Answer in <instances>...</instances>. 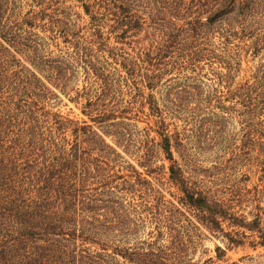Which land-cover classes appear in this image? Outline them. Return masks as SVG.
Masks as SVG:
<instances>
[{
	"label": "rangeland",
	"instance_id": "rangeland-1",
	"mask_svg": "<svg viewBox=\"0 0 264 264\" xmlns=\"http://www.w3.org/2000/svg\"><path fill=\"white\" fill-rule=\"evenodd\" d=\"M101 1L44 0L43 7H53L45 11L43 30L39 27L34 32L40 39L39 51L52 61L63 60L73 72L65 90L57 87L46 66L32 63L27 52L10 50L44 85V111L58 114L76 127H90L103 143H93L92 139L91 144L83 142L81 148L87 151L89 145L96 144L108 158L109 175L122 176L119 182L135 183L134 195L126 193L124 199L126 207L132 204L127 209L131 212L127 225L133 230L125 246L139 247L157 239L170 247L173 241L175 251L186 255L191 264H264V247L255 244L257 235L246 232L243 245L230 246L220 233H211L197 223L181 205V194L169 179L171 162L157 145L161 118L170 137L172 158L185 178L230 206L236 216L251 221L260 213L264 222V91L256 88L264 83V40L256 42L264 29L257 30L256 36L227 42L214 34L205 59L166 66L169 58L158 64L153 51L163 36L164 28L158 26L169 22L153 23L141 9L134 20L142 25L130 30L125 24L121 30H125L124 38H119L121 31L112 30L110 21L98 26L84 9L95 2L103 13L102 5H98ZM49 17L58 23L51 24ZM98 17L103 19L101 14ZM94 71L108 76L112 85L104 102L106 108L100 102L87 105L98 102L99 82ZM150 84H154L152 90L147 87ZM111 108L116 119L93 122ZM71 129L59 136H65L69 146L74 138ZM115 130L124 140L117 138ZM149 147L150 161L145 164ZM129 170L140 177L131 178ZM189 223L197 228L189 234L191 240L177 227L182 224L189 228ZM227 225L222 226L224 232L232 230ZM167 226L175 230L169 231ZM216 247L223 251L221 257H217Z\"/></svg>",
	"mask_w": 264,
	"mask_h": 264
},
{
	"label": "trees",
	"instance_id": "trees-1",
	"mask_svg": "<svg viewBox=\"0 0 264 264\" xmlns=\"http://www.w3.org/2000/svg\"><path fill=\"white\" fill-rule=\"evenodd\" d=\"M31 1L37 10L28 0H0V41L8 45L0 42V264H191L186 255L175 251L173 241L170 247L157 239L139 247L125 246L133 230L127 225L131 213L127 209L132 204L126 207L124 199L126 193L134 195L135 183L119 182L122 176L109 175L108 158L96 144L89 145L87 151L81 148L83 142L91 144L92 139L93 143H103L90 127H76L58 114L44 111V85L10 50L27 52L32 63L53 73L57 87L66 89L73 72L63 60L52 61L39 51L40 39L34 32L39 27L43 30L45 11L53 6L43 7L44 0ZM98 5H102L103 13L95 2L84 9L93 23L101 26L110 21L114 31H121L125 24L130 30L141 26L138 19L134 20L141 9L153 23L169 22L167 26L157 25L164 31L153 51L158 64L169 58L166 66L202 61L211 51L214 34L227 42L252 37L264 29V0H102ZM25 7L28 10L22 12ZM100 14L103 19H99ZM124 34L125 30L121 31L119 38ZM263 40L261 35L256 42ZM95 77L99 82L98 102L87 105L100 102L106 108L104 102L112 85L101 71ZM147 87L152 90L154 84ZM263 87L264 83L256 86L264 91ZM114 113L113 108L101 112L93 122L114 120ZM159 119L162 129L157 145L171 162L169 179L181 194V205L198 224L211 233H220L228 245H243L249 232L257 235L255 244L264 247L261 214L247 221L232 213L230 206L194 187L173 160L170 137ZM69 128L74 136L70 146L65 136L59 137ZM116 134L124 140L122 134ZM150 150L144 154L145 164L150 161ZM129 171L131 178L140 177L135 170ZM224 223L230 232H224ZM189 224V228L182 224L177 227L191 240L189 234L197 228ZM172 227L167 226L169 231L175 230ZM216 251L221 257V248L216 247Z\"/></svg>",
	"mask_w": 264,
	"mask_h": 264
}]
</instances>
